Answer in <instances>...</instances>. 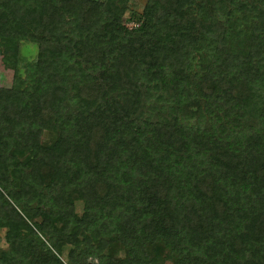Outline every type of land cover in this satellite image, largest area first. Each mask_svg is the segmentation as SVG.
I'll use <instances>...</instances> for the list:
<instances>
[{"label":"trees","instance_id":"1","mask_svg":"<svg viewBox=\"0 0 264 264\" xmlns=\"http://www.w3.org/2000/svg\"><path fill=\"white\" fill-rule=\"evenodd\" d=\"M136 4L0 0V264H264V0Z\"/></svg>","mask_w":264,"mask_h":264},{"label":"rangeland","instance_id":"2","mask_svg":"<svg viewBox=\"0 0 264 264\" xmlns=\"http://www.w3.org/2000/svg\"><path fill=\"white\" fill-rule=\"evenodd\" d=\"M137 2V8L140 9L143 0H136ZM130 23H128L129 25ZM35 52H36V46L33 43H28V42H23L20 45V55H21V59L20 61H30L33 60V57L35 56ZM2 49L0 48V86H8L11 82V71L9 69H5L3 67V61H2ZM201 66V60L197 59L196 57H194L190 63H189V68L187 69L188 72L190 73H194L196 74ZM80 204H76V207L79 208ZM3 230L0 229V247H5V243L3 241Z\"/></svg>","mask_w":264,"mask_h":264}]
</instances>
